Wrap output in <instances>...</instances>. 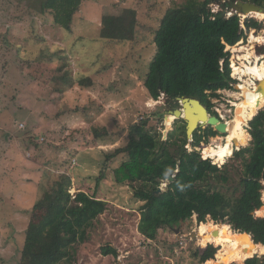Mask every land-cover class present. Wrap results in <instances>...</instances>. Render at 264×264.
I'll list each match as a JSON object with an SVG mask.
<instances>
[{
    "label": "rangeland",
    "instance_id": "obj_1",
    "mask_svg": "<svg viewBox=\"0 0 264 264\" xmlns=\"http://www.w3.org/2000/svg\"><path fill=\"white\" fill-rule=\"evenodd\" d=\"M45 1L0 0L5 7L0 9V264L20 263L33 208L63 175L72 179L73 198L85 192L108 203V210L89 230L88 241L76 246L73 264H200L194 252L205 249L198 239L206 234L196 217L182 227L160 230L155 241L148 240L138 230L144 205L134 196L139 185H120L115 180L114 171L127 160L126 155L107 159L127 146L134 124L148 120L149 128L161 134L163 144L180 126L182 119L169 114L176 106L164 94L155 100L156 105H150L154 99L144 82L157 52L154 38L163 16L170 7L189 0H86L71 30L55 25L51 13L42 14ZM126 9L138 13L135 39L125 43L102 39V18ZM226 10L235 14L229 8L221 11ZM255 17L262 25L257 36H264V21L259 20H264V13ZM250 38L249 31L244 47L251 45ZM254 49L264 54L259 40ZM232 50L230 65L242 66L244 60L239 57L246 52ZM82 77H89L92 86H79ZM236 88L222 97L235 103L233 95L241 93H235ZM255 102L250 108H255ZM213 104V110L224 113L234 107L222 98ZM232 110L229 121L236 118L237 108ZM249 130L250 125L241 134L245 137L242 151L232 157L238 151L232 145L225 157L229 158L221 164L228 168L230 182L211 180L213 191L231 196L240 187L253 150V146L244 148ZM216 137L205 144L218 153L226 136L219 133ZM188 146L185 149L192 152ZM102 174L105 179L98 181ZM167 187L164 182L160 189L164 192ZM108 247L117 255H105L103 250ZM225 251L224 247L220 264L234 259L222 261ZM255 257L264 263V254Z\"/></svg>",
    "mask_w": 264,
    "mask_h": 264
},
{
    "label": "trees",
    "instance_id": "obj_2",
    "mask_svg": "<svg viewBox=\"0 0 264 264\" xmlns=\"http://www.w3.org/2000/svg\"><path fill=\"white\" fill-rule=\"evenodd\" d=\"M85 1L46 0L41 12L51 13L55 25L71 30L74 17ZM232 1L250 2L264 8V0ZM211 4H221V0H189L166 11L155 33L157 52L144 82L151 99L158 101L164 94L177 109L180 100L194 98L211 115L218 116L210 98L219 97L220 90L231 89V84L235 83L231 77V54L226 50L245 40L246 34L240 27L242 18L238 14L229 19L225 11L213 14ZM222 6L228 8V2ZM249 17L245 18L247 30L261 29L256 17ZM137 26L138 13L134 9H126L120 15H106L102 18L101 38L119 43L133 41ZM255 37L256 34L251 36L254 40ZM77 83L84 88L93 84L89 77H82ZM253 110L255 114L247 131L248 144L244 147L253 146L252 156L240 179V187L231 196L213 191L211 187V180L222 184L230 182L228 168L218 167L211 160H203L199 152L185 149L190 142L184 120L169 133L164 144L161 134L149 128L148 120L130 127L127 146L117 149L107 159L113 160L121 154L127 157L114 171V176L120 185H139L134 196L144 203L138 226L141 235L155 241L160 230L182 227L196 217L199 228L213 224L226 227L233 235L248 233L256 244L250 235L246 236L254 245L264 247V100H257ZM96 134L99 137L98 132ZM216 136L219 137V133L214 128L207 126L203 130L200 127L192 145L199 147L204 140L208 142ZM232 145L233 142L224 156L216 155L206 144L201 149L209 159L223 164L229 158L225 157L231 153ZM242 149L231 156H237ZM172 176L175 179L169 182ZM102 179H105L104 174L98 181ZM164 182L168 183L167 190L160 192ZM71 187L72 179L63 175L52 191L35 204L19 264L74 263L76 246L88 241L89 230L108 210V203L85 192H79L73 198ZM220 244L225 247L223 242L201 246L205 249H197L194 258L200 264H220L218 261L224 252ZM103 253L117 255V251L109 247ZM226 253L227 249L223 259ZM255 256L252 259L234 258L229 264H259V258Z\"/></svg>",
    "mask_w": 264,
    "mask_h": 264
},
{
    "label": "bare ground",
    "instance_id": "obj_3",
    "mask_svg": "<svg viewBox=\"0 0 264 264\" xmlns=\"http://www.w3.org/2000/svg\"><path fill=\"white\" fill-rule=\"evenodd\" d=\"M260 14L262 13L256 12L252 15L258 16ZM244 18H246V16ZM256 40H259L260 44H264V36H261L260 34L259 36H257V39H250L251 45L249 47H244V44L240 42L238 45L229 48V50L233 49L232 51H234V53H246L239 57V60H244L242 66L238 67V65L235 63L232 66L234 72L239 74L242 79V83L239 86L241 93L233 95L237 100L235 103L232 104L235 108H237L236 118L233 121H229L228 119L223 122V120H221L218 115L217 117L221 120L222 123H224V125H220L218 122L212 123L214 124L216 129H220L221 132L224 133V135L222 134L223 136H226L221 139V141H224L225 143L219 147L218 153L215 151V154L218 156H224L229 147L231 146L232 142L234 148L238 149V151L241 150L242 144L239 143L245 142V139L243 138V136H241V134L244 132L245 127L249 126V120L252 119L255 114L253 108L250 107H254L253 104L257 99L264 98V56H259L256 54L254 49V42ZM246 78L249 79L247 80ZM257 81L261 82V84H258ZM185 100L186 99H182L179 103L182 104L183 102H185ZM152 104L156 105V101L152 100L150 102V105L152 106ZM188 111H190L193 116L200 115V113L203 114L202 109L197 103L194 102H188ZM183 116H185V113L183 114ZM200 122L202 126L211 123L208 117H206ZM209 226L202 230V233L206 235L198 239L199 244L205 246L210 243L216 245L223 242L227 249L226 257L223 259V261H228L236 257L241 259L250 257L252 258L256 254L261 256L264 254V247L256 246L250 241V239H246L244 235L247 234L241 235L239 233H236L233 235L229 233L226 227L224 226H215L213 224Z\"/></svg>",
    "mask_w": 264,
    "mask_h": 264
},
{
    "label": "water",
    "instance_id": "obj_4",
    "mask_svg": "<svg viewBox=\"0 0 264 264\" xmlns=\"http://www.w3.org/2000/svg\"><path fill=\"white\" fill-rule=\"evenodd\" d=\"M227 1H228V8L233 10L236 14H238L239 16H242V17L246 16L248 18L249 16H251L252 14H254L256 12L264 13V8L259 6V5L254 4V3L242 2V1L233 2L232 0H227ZM188 102L197 103L199 105V107L202 109L203 114L200 113V115L202 114L201 116L200 115L193 116L190 113V111H188ZM171 113H174L177 116V120L182 119L186 122V130H187V139L188 140H192L194 138L195 132L200 127H202V124H200L201 123L200 121H202L206 117H208L209 121L211 122L207 126L214 128L218 133L224 135V133H222L220 129H216L214 124H212L214 122H218L220 125H224V123H222L221 120L217 116L211 115L209 110L205 106H203L202 103L197 99H194V98L186 99L185 102H183L182 104L180 103L179 108L169 112V114H171ZM184 113H185V116H183ZM174 179H175V176L170 177L169 182H173ZM159 191L162 192L161 189ZM245 234L250 235L252 237L251 234H248V233H245ZM196 238H197V234L194 233L193 234V240H195ZM252 240L255 243L253 237H252ZM250 259H252V258H250ZM261 263H262V261L259 258V264H261Z\"/></svg>",
    "mask_w": 264,
    "mask_h": 264
},
{
    "label": "built area",
    "instance_id": "obj_5",
    "mask_svg": "<svg viewBox=\"0 0 264 264\" xmlns=\"http://www.w3.org/2000/svg\"><path fill=\"white\" fill-rule=\"evenodd\" d=\"M221 3L225 4L226 3V0H222ZM223 8L224 7H222L221 4H212L210 6L211 12L213 14L218 13L219 11L223 10ZM225 15L229 19V18H231L234 15V13L232 11L226 10L225 11ZM213 19H214V17H213ZM240 27L245 32V34L247 35L249 31L246 28L245 18L244 17H242V19L240 21ZM250 32H251V36L253 34H256V35L258 34V30L257 29H251ZM227 51H229L228 48H227ZM234 63L237 64L238 67H240V64L239 63L232 62V64L230 65L231 66V69H232V66L234 65ZM231 76H232L233 80L235 81V83H232L231 84V86H232L231 89L219 91L218 92L219 97H215V100H213L212 98H210L212 104L213 103H217L219 101V98H222V99L226 100L231 105L233 104V100H227V99L223 98L222 95H228L229 96L231 94V92L233 91V89H235L238 84H241L242 83V79H241V76L239 74H237L236 72H234L233 70H232ZM246 79L248 80L249 78H246ZM239 92H240V90L237 89L235 93H239ZM235 101H237V100H235ZM231 107H232V109H234L233 106H231ZM232 109L229 110L228 112H225V113L221 109H219V108H215V110H213V111L216 112L219 115V117H220L221 120L226 121V120L230 119L229 113H232V111H233ZM193 141H194V139H192L190 141V143H189L190 146H193L192 145L193 144ZM204 144H205V140L200 144L199 147H194L193 146L194 149H189V146L187 145L188 146L187 149L191 150L192 152L194 150L197 151V152H199L201 154V157H202L203 160H211L214 165H217L219 167H222V165L220 163H215L214 160L209 159L204 153H201V145L203 146Z\"/></svg>",
    "mask_w": 264,
    "mask_h": 264
},
{
    "label": "crops",
    "instance_id": "obj_6",
    "mask_svg": "<svg viewBox=\"0 0 264 264\" xmlns=\"http://www.w3.org/2000/svg\"><path fill=\"white\" fill-rule=\"evenodd\" d=\"M1 8L4 9L5 7H3V5L0 4V9H1ZM2 13H4V12H2ZM255 52H256V51H255ZM220 91H223V90H220ZM198 227H199V226H198Z\"/></svg>",
    "mask_w": 264,
    "mask_h": 264
}]
</instances>
